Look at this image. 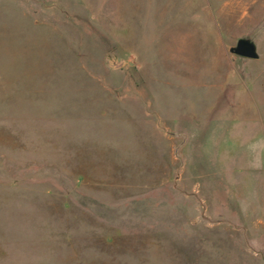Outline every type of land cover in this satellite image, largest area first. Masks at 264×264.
I'll return each mask as SVG.
<instances>
[{
  "label": "rangeland",
  "instance_id": "obj_1",
  "mask_svg": "<svg viewBox=\"0 0 264 264\" xmlns=\"http://www.w3.org/2000/svg\"><path fill=\"white\" fill-rule=\"evenodd\" d=\"M0 264H264V0H0Z\"/></svg>",
  "mask_w": 264,
  "mask_h": 264
},
{
  "label": "water",
  "instance_id": "obj_2",
  "mask_svg": "<svg viewBox=\"0 0 264 264\" xmlns=\"http://www.w3.org/2000/svg\"><path fill=\"white\" fill-rule=\"evenodd\" d=\"M229 53L236 56L256 59L258 57V52L255 43L246 37L238 38L233 45L228 48Z\"/></svg>",
  "mask_w": 264,
  "mask_h": 264
}]
</instances>
